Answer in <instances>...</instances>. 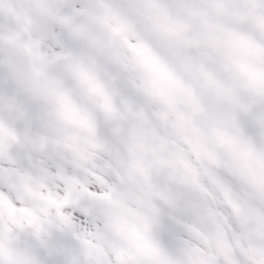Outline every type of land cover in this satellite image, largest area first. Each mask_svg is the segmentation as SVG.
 I'll use <instances>...</instances> for the list:
<instances>
[{
	"label": "snow or ice",
	"instance_id": "snow-or-ice-1",
	"mask_svg": "<svg viewBox=\"0 0 264 264\" xmlns=\"http://www.w3.org/2000/svg\"><path fill=\"white\" fill-rule=\"evenodd\" d=\"M0 264H264V0H0Z\"/></svg>",
	"mask_w": 264,
	"mask_h": 264
}]
</instances>
